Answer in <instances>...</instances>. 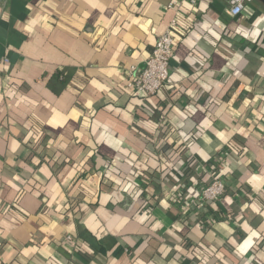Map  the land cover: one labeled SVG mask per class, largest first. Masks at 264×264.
<instances>
[{
    "label": "crops",
    "instance_id": "crops-1",
    "mask_svg": "<svg viewBox=\"0 0 264 264\" xmlns=\"http://www.w3.org/2000/svg\"><path fill=\"white\" fill-rule=\"evenodd\" d=\"M174 20L169 82L129 99L128 71ZM166 146L193 160L178 194L144 175ZM215 173L225 196L183 213ZM197 245L213 250L204 263ZM0 264H264V0L239 17L225 0L0 4Z\"/></svg>",
    "mask_w": 264,
    "mask_h": 264
},
{
    "label": "built area",
    "instance_id": "built-area-1",
    "mask_svg": "<svg viewBox=\"0 0 264 264\" xmlns=\"http://www.w3.org/2000/svg\"><path fill=\"white\" fill-rule=\"evenodd\" d=\"M9 0H0V4H7ZM228 4L231 15L239 17L243 15L254 0H225ZM176 5V3L174 4ZM178 22L174 20L167 32L160 36L155 44L153 52L145 61L143 67H132L128 71L127 89L134 93L150 99L170 80V65L174 56L175 32L178 29ZM6 62V60H4ZM226 194L225 183L219 178V174H213L209 182L199 190L197 197L182 200L183 213L192 210L201 213L205 208L217 203ZM178 197V195L176 196ZM175 197V198H176ZM150 210V209H149ZM217 222L213 215H208L201 221L203 227H209ZM73 242L72 236L66 238Z\"/></svg>",
    "mask_w": 264,
    "mask_h": 264
},
{
    "label": "trees",
    "instance_id": "trees-1",
    "mask_svg": "<svg viewBox=\"0 0 264 264\" xmlns=\"http://www.w3.org/2000/svg\"><path fill=\"white\" fill-rule=\"evenodd\" d=\"M130 94L131 95L128 96L129 99H132V98H137L140 100L144 99L142 95L134 94L132 92H130ZM148 109L150 110V108ZM149 110H144L143 112L144 117H142V119L144 122H149L150 119H152L155 116V113L152 110L150 111ZM145 128H143V125L140 123L135 126V129H137V131H139L140 133H145L147 136L149 135L150 138L152 137L156 138L157 141H160L161 139L165 138L167 135L166 133L168 129L164 126L159 129L157 128L158 130L156 129L155 134L150 133V131L146 132ZM169 140L172 142L170 138ZM40 149L41 148L38 147L37 150H40ZM163 149L165 150L164 152L165 157H162V159H160L161 163L159 164V166H161L162 168L161 169L160 168L148 169V171L144 172V175L147 178L149 177L151 179L152 181L151 183L155 187L157 193L164 194L166 192H171L172 194H178L180 188H184V187L188 188L189 185H187V183L193 182V179H191L194 173V168H193V163H192L193 160L190 159V154L185 148H177V149L171 150L170 146H166V147H163ZM237 150L240 156H243L246 152V150L242 148L241 146H239ZM174 155H176V158H174L171 163H168V160L171 159V157ZM51 157L54 158L55 156L51 155ZM63 161H64L63 159H56L57 163H63ZM110 167L111 166L109 165L107 171L110 169ZM175 169H180L181 172L183 173L184 184H180V185L175 184V183L173 184V182L171 181L172 179H171L170 173ZM134 175H135L134 176L135 178L136 175H140V174H134ZM134 178H132L131 181L129 182V185L131 186L129 187L130 189H132V196H139L142 194L143 189L141 188V186L133 183ZM123 188L126 190L127 186ZM79 201L80 200H77L76 197L73 198L72 206L74 207L76 205H79ZM148 201H150L151 203L152 199ZM143 207H146V210L149 211V209L147 208L148 204L146 202L143 203ZM185 223L186 222H184V224ZM216 223L217 222H215L213 225H215ZM186 252L188 256L191 257L192 259L198 260L200 263H204L208 260L210 254L213 253V250L208 247H203L202 245H197V246L186 247Z\"/></svg>",
    "mask_w": 264,
    "mask_h": 264
}]
</instances>
